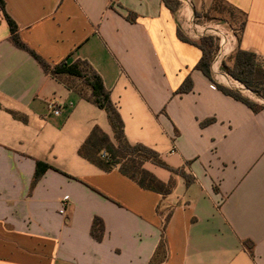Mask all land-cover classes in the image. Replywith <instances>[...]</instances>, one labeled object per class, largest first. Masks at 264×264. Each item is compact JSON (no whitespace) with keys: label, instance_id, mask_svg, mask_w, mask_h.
I'll return each instance as SVG.
<instances>
[{"label":"crops","instance_id":"obj_1","mask_svg":"<svg viewBox=\"0 0 264 264\" xmlns=\"http://www.w3.org/2000/svg\"><path fill=\"white\" fill-rule=\"evenodd\" d=\"M3 1L22 43L51 67L87 61L127 141L194 182L175 176L164 196L80 157L94 128L113 140L106 113L80 80L44 72L16 47L0 12V264H264V108L253 113L217 85L264 99L220 69L238 46L232 32L213 81L194 70L200 50L177 37L214 35L218 26L203 20L215 0H175L176 13L162 0ZM223 2L245 15L239 46L264 67V0ZM187 77L192 90L175 94ZM37 162L48 169L33 184ZM95 217L100 242L90 235Z\"/></svg>","mask_w":264,"mask_h":264},{"label":"trees","instance_id":"obj_2","mask_svg":"<svg viewBox=\"0 0 264 264\" xmlns=\"http://www.w3.org/2000/svg\"><path fill=\"white\" fill-rule=\"evenodd\" d=\"M162 2L170 11L176 13L178 8L177 1L162 0ZM223 6H227L223 0H215L211 12L220 15L223 12ZM229 8L232 12L241 15L242 20L240 23V33L236 36L238 46L228 58L221 61L220 69L255 96L264 99V67L262 62L255 53L243 50L239 46L241 32L246 21L245 15L233 7ZM0 12L9 26L10 40L16 47L28 52L39 63L44 72L54 75L63 74L80 80L90 91L87 99L106 113L108 123L112 130L113 140L100 128H94L78 150L80 157L104 172L117 169L142 189L157 192L164 196L170 194L174 189L176 184L175 176L182 178L187 186L194 182V178L191 175H187L182 169H174L169 166L156 151L142 144L131 145L127 141L124 134V123L118 108L111 102L109 92L105 89L101 77L87 61H78L71 65L63 62L58 66L51 67L21 42L18 35V28L8 16L3 0H0ZM195 15L196 17L198 16L197 13ZM205 16L208 18L209 15L206 14ZM128 18L131 20L130 16ZM177 37L180 41L200 50L201 57L194 67V70L201 72L209 80L213 81L211 65L219 49V39L211 35H205L198 40H192L186 37L180 29L177 30ZM192 88V80L190 77H187L175 94L188 93ZM217 88L224 94L244 104L253 113H258L264 108V105H260L243 96L238 90L225 88L220 85H217ZM10 114L14 119L25 122V117L15 112H10ZM212 122V119L206 120L201 123V126H206ZM147 163L167 170L172 174V177L167 182L160 181L145 167ZM46 169H48L46 164L37 162L33 184L42 177ZM168 218L169 215L166 217L165 223ZM90 235L94 240L98 242L102 241L104 224L100 218L95 217L93 219ZM245 245L251 251V243L245 242ZM163 246L164 242L162 240L159 249L161 250Z\"/></svg>","mask_w":264,"mask_h":264},{"label":"rangeland","instance_id":"obj_3","mask_svg":"<svg viewBox=\"0 0 264 264\" xmlns=\"http://www.w3.org/2000/svg\"><path fill=\"white\" fill-rule=\"evenodd\" d=\"M241 20H242L241 15L232 12L228 6H223V12L220 15L213 12L208 16L207 19L203 20V22H207L209 26H218L216 29H218V34L220 36H217L216 34L212 35L211 33H209L208 35L217 37L219 39V44H220L221 39L224 40V36H228L229 34L232 33L235 36L239 35ZM77 87L82 89L81 84H77ZM147 166L148 164L145 165V167ZM148 169L156 177L162 180H165L170 175V172L155 165L150 166Z\"/></svg>","mask_w":264,"mask_h":264},{"label":"built area","instance_id":"obj_4","mask_svg":"<svg viewBox=\"0 0 264 264\" xmlns=\"http://www.w3.org/2000/svg\"><path fill=\"white\" fill-rule=\"evenodd\" d=\"M214 34H216L217 36H220L218 34V31H215ZM224 45H225V41L223 39H221V42L219 44V49H218L219 50L218 51L219 54L217 56V59L220 56V54L222 53V51H224ZM48 108H49L50 111L53 112L54 115H56V116L60 115V107H59L58 104L51 102V103L48 104Z\"/></svg>","mask_w":264,"mask_h":264},{"label":"water","instance_id":"obj_5","mask_svg":"<svg viewBox=\"0 0 264 264\" xmlns=\"http://www.w3.org/2000/svg\"><path fill=\"white\" fill-rule=\"evenodd\" d=\"M247 90V89H246ZM249 91V90H248Z\"/></svg>","mask_w":264,"mask_h":264}]
</instances>
